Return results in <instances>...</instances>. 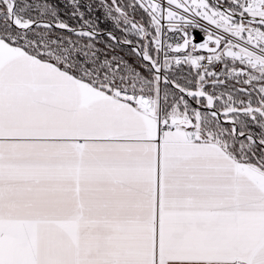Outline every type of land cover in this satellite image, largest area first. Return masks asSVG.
<instances>
[{
    "label": "snow or ice",
    "instance_id": "obj_1",
    "mask_svg": "<svg viewBox=\"0 0 264 264\" xmlns=\"http://www.w3.org/2000/svg\"><path fill=\"white\" fill-rule=\"evenodd\" d=\"M0 264H264V0H0Z\"/></svg>",
    "mask_w": 264,
    "mask_h": 264
}]
</instances>
